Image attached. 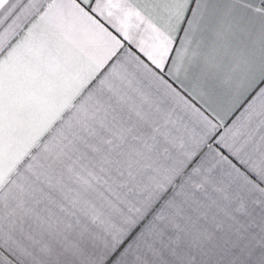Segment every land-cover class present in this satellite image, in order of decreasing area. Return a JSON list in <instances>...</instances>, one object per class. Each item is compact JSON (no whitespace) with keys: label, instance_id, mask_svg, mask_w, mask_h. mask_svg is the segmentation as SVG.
Segmentation results:
<instances>
[{"label":"snow or ice","instance_id":"obj_1","mask_svg":"<svg viewBox=\"0 0 264 264\" xmlns=\"http://www.w3.org/2000/svg\"><path fill=\"white\" fill-rule=\"evenodd\" d=\"M0 264H264V0H0Z\"/></svg>","mask_w":264,"mask_h":264}]
</instances>
